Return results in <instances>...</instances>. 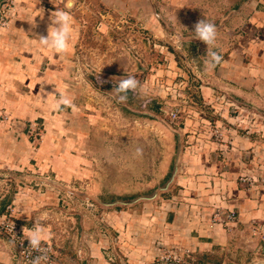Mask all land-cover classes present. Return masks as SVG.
<instances>
[{
    "label": "rangeland",
    "instance_id": "obj_1",
    "mask_svg": "<svg viewBox=\"0 0 264 264\" xmlns=\"http://www.w3.org/2000/svg\"><path fill=\"white\" fill-rule=\"evenodd\" d=\"M23 1L0 0L2 36L18 32L13 23L21 18L37 25L29 24L27 32L34 48L23 43L25 53L14 54L12 64L20 61L22 72L51 73L60 88L38 87L53 92L54 102L69 96L77 110H54V102L33 95L36 85L25 79L36 72L13 82L11 97L0 103V140L13 151L0 155L8 163L0 167V239L12 264L19 262L20 249L1 230L3 223H14L25 244L35 223L43 225L49 233L43 242L52 245L56 264H158L156 257L136 262L132 248L163 241L160 229L170 224L171 207L186 190L179 179L184 152L193 143L205 149L217 142L216 131L230 138L234 130H249L259 138L261 151L242 153L244 168L234 180L246 193L264 194V107L251 105L238 115L222 98L212 102L209 95L205 101L201 85H212L214 74L205 64L207 45L194 39V25L202 19L217 27L212 51L230 44L239 29L233 10L246 0H74L70 9L68 0ZM59 10L73 17L70 50L61 56L46 49L45 55L38 37ZM127 76L146 93L130 91L126 103H117L114 88ZM208 149L211 159L215 149ZM254 222L247 238L238 233L229 239L234 248L198 264H219L226 255L264 264ZM237 227L245 230L244 224ZM224 228L230 233L236 226Z\"/></svg>",
    "mask_w": 264,
    "mask_h": 264
},
{
    "label": "crops",
    "instance_id": "obj_2",
    "mask_svg": "<svg viewBox=\"0 0 264 264\" xmlns=\"http://www.w3.org/2000/svg\"><path fill=\"white\" fill-rule=\"evenodd\" d=\"M23 5L27 9L32 8L29 2H25ZM233 11L236 15L234 20L238 24L235 26H239L238 32L231 35L230 39L228 38L227 41L230 44L222 46L223 49L218 50V53L223 57V62L212 71L214 74L212 85H201L202 95L204 100L206 99L205 101H209L207 96L211 95L213 102L218 93L226 92L248 106L264 107V0H246L238 10ZM29 22L30 20L27 18L14 21V26L20 28H18V32L11 33L9 36H2V32H0V103L4 106L6 99L11 97L13 91L14 85L11 84L18 80L20 82L22 76L36 72V78L35 76L26 77L25 80L28 85L30 83L36 85L33 95L41 97L45 104H49L48 100L51 103L54 102L53 92H44L38 85H56L54 86L55 90L60 88L57 85H62L59 81H54L51 73L38 74L37 69L31 71L29 68L24 72L18 71L22 67L18 60L17 66H13L14 54L25 53V51L22 52L25 49L23 43L28 50L34 48V45L31 48L28 45L29 42H32L27 36L30 29ZM51 24L52 21H45V27L41 30L40 36L48 35ZM17 37L20 38L22 44L15 43L18 41ZM42 49H44V54L48 55L45 51L46 48L42 47ZM227 119L234 120L231 116ZM14 133V129L7 131L8 136ZM249 135H239L234 130L230 138L224 137L222 140L217 138V142H211L210 145L204 147L205 149L199 143H193L192 146L187 147L181 164V171L184 174L179 177L184 182L186 190L182 192L180 198L182 201L171 207L174 213L170 224L166 228L160 229L165 240L163 238V241H158L155 244L149 243L145 247L132 248L137 256L136 262L151 263L157 255V243L160 242L169 246L179 245L193 251L192 256L197 264L206 258L212 261L211 256L215 252L219 254L221 249L234 248L229 239L236 234L239 233L242 238H247L245 233L250 229L251 220L264 221V194L256 195L254 189H252L253 192L251 190L246 193L238 187L237 181L234 180L240 170L244 168L241 159L242 153L248 151L259 153L262 149L261 142L258 141L259 138L254 139ZM207 146L215 149L211 159H209V147L207 148ZM11 154H13L11 147L2 145L0 140V155L9 157ZM6 162L1 159L0 167H5L8 164ZM246 194L253 198L244 199ZM227 209H234L237 212L238 225H245L243 232H240L236 227L228 233L223 224H216L213 228L210 226L212 217L217 212L222 213ZM248 239H251V235ZM218 244H223L225 247H217ZM2 245L7 246L6 242H2L0 239V264H12L9 252H5ZM122 250L130 251L125 247ZM228 261L243 264L239 259L231 258L229 255L221 259L219 264H225Z\"/></svg>",
    "mask_w": 264,
    "mask_h": 264
},
{
    "label": "clouds",
    "instance_id": "obj_3",
    "mask_svg": "<svg viewBox=\"0 0 264 264\" xmlns=\"http://www.w3.org/2000/svg\"><path fill=\"white\" fill-rule=\"evenodd\" d=\"M74 0H68L67 8L73 7ZM43 18V15L41 16ZM52 24L48 29V35L39 36V44L61 56L69 53L71 41L73 40V17L67 11H55V15L51 16ZM33 28L37 27L34 19L29 22ZM194 39H198L207 45L208 60L205 64L208 69H215L223 62V57L211 48L215 46L217 40V27L214 23L205 20H200L194 25ZM146 93V89L133 76L121 77L119 83L115 86L113 97L117 103H126L128 99V92ZM54 110H61L62 107H72L76 111V105L72 98L67 95H60L51 106ZM135 154L141 156L143 154L142 148H137ZM14 227V225H13ZM24 231V229H23ZM49 238V233L45 230L43 225L35 223V226L28 231L27 240L29 247L34 251L40 253L32 260V264H47L48 256L44 249H42V242Z\"/></svg>",
    "mask_w": 264,
    "mask_h": 264
},
{
    "label": "built area",
    "instance_id": "obj_4",
    "mask_svg": "<svg viewBox=\"0 0 264 264\" xmlns=\"http://www.w3.org/2000/svg\"><path fill=\"white\" fill-rule=\"evenodd\" d=\"M222 98L228 105V110L237 112L238 115L243 111H249L250 108L247 104L242 103L234 98H232L228 93L222 92L217 96V99ZM246 133H250L249 130H246ZM217 138L223 139V136L219 131H216ZM242 180H247L245 177H241ZM217 224H223L227 227H237L239 223V217L237 212L234 209H227L226 211L217 212L214 217L211 219V226H215ZM5 227H2L1 230L5 232L8 238L17 243L20 249V259L17 264H32V260L35 256L40 253L34 251L29 247V242L27 244L24 243V239L19 236V230L17 229L14 223H3ZM14 225V227H13ZM252 232L254 235L259 236L260 243H262V249L264 251V221H258L252 223ZM159 253L156 255L158 264H194V258L190 254V250L185 248H178L176 246H171L166 248L163 244L157 243ZM42 249L45 250L48 261L47 264H56V259L53 255L52 245L48 242H42ZM258 264V263H256Z\"/></svg>",
    "mask_w": 264,
    "mask_h": 264
},
{
    "label": "bare ground",
    "instance_id": "obj_5",
    "mask_svg": "<svg viewBox=\"0 0 264 264\" xmlns=\"http://www.w3.org/2000/svg\"><path fill=\"white\" fill-rule=\"evenodd\" d=\"M161 243V242H160ZM161 244H163L166 248H169V247H171V246H169V245H166L165 243H161ZM176 247H178V248H183V247H181V246H179V245H176ZM159 253V249H158V246H157V254Z\"/></svg>",
    "mask_w": 264,
    "mask_h": 264
},
{
    "label": "water",
    "instance_id": "obj_6",
    "mask_svg": "<svg viewBox=\"0 0 264 264\" xmlns=\"http://www.w3.org/2000/svg\"><path fill=\"white\" fill-rule=\"evenodd\" d=\"M225 264H235L234 262L228 261Z\"/></svg>",
    "mask_w": 264,
    "mask_h": 264
}]
</instances>
